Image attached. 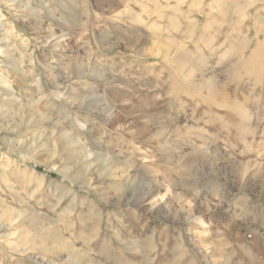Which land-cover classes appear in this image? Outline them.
<instances>
[{
    "label": "rangeland",
    "instance_id": "374dc122",
    "mask_svg": "<svg viewBox=\"0 0 264 264\" xmlns=\"http://www.w3.org/2000/svg\"><path fill=\"white\" fill-rule=\"evenodd\" d=\"M234 1L242 4L239 15L220 0H72L73 19L59 8L57 35L68 30L71 39H60L57 51H44L60 63L59 88L45 83L47 98L39 103L16 89L29 109L49 118L40 131L44 150L28 146L34 125L29 113L20 125L15 119L0 124V149L21 163L6 167L10 186L0 181V211L6 205L19 224L34 218L41 233L60 234L76 251L70 264H264V28L257 25L254 60L249 0ZM256 5L264 16V0ZM132 39L146 41L150 54L142 55L138 43L128 44ZM164 45L171 51L169 67L155 56ZM177 46L182 51L176 52ZM187 52L192 60L179 66L175 59ZM94 70L128 82L139 94L132 102L149 97L165 117L157 113L149 121L129 102L112 101L101 81L91 78ZM188 72L198 88L183 79ZM68 75L75 79L67 83ZM205 80L212 88H203ZM73 126L92 134L94 144L83 139L90 159L102 152L128 168L132 183L120 198L111 189L114 180L98 179L95 164L78 182L57 172L64 157L51 155L50 137ZM167 126L168 139L141 140L149 130ZM81 164L70 168L79 170ZM25 165L44 180L21 173ZM157 193L166 194L168 214L143 208V201ZM12 227L0 232L11 233ZM68 252L22 255L0 242V264H67Z\"/></svg>",
    "mask_w": 264,
    "mask_h": 264
},
{
    "label": "bare ground",
    "instance_id": "6f19581e",
    "mask_svg": "<svg viewBox=\"0 0 264 264\" xmlns=\"http://www.w3.org/2000/svg\"><path fill=\"white\" fill-rule=\"evenodd\" d=\"M257 1L258 0H249L246 5L249 9L248 16L250 19V41L255 46L251 50L250 56L254 60L256 57L257 35L260 31L257 25L260 24L261 27L264 28V16L259 14V9L256 5ZM71 2L72 0H67L66 3H62L60 0H0V124L2 126V123L6 124L10 121V119H15L20 125L21 122L24 121L27 117V113H29L30 116H28V119L31 123H34V125H32L33 136L32 139L28 142V146L37 150H44L39 142L42 137L40 131L47 124V120L49 118L48 116L44 115V113H40L38 109L37 111H32V109H29L31 106L22 102L21 95L17 94L16 89L23 88V90L25 91V95L28 92L31 93L33 96H35L36 102L39 103L40 100L47 98V94L44 89L45 83H47V85H49L51 88H59L57 78L58 76L55 74V70L57 68L59 69L60 63L57 60H54L53 57L50 58L52 60L50 62V59H47L44 51L45 49L57 51L58 47H60L61 45L60 39H71V34L70 32H68V30L62 33V35L60 36H58L56 32V28L58 27V23L60 21L57 15V11L59 10V8H62L65 11L66 16L73 19ZM220 3L227 5L228 8H232L233 14H238V12L242 11L243 9L242 4L234 0H232L230 4H228L225 0H220ZM262 9L264 10V5ZM241 17L242 16H240V18ZM68 24L73 25L74 22L70 21L68 22ZM136 43H134V40L128 41V44H130L131 46H135ZM150 45H153V43H151ZM146 46H148V44L144 40L138 43V47L143 48L141 53L142 55L150 54L149 51L151 50ZM157 49L158 50H156L155 56L160 57L166 66L170 65L171 51L169 50V47L167 45H164L163 47ZM175 51H182V48L180 46H177ZM187 53H180L175 59V62L179 66H182L183 64L190 61L192 56L190 53ZM135 54L137 55L138 53ZM179 69H181V67H179ZM193 75V73L188 72L187 74H185V78L183 77V79L188 80L189 83L191 82L190 87L194 89L198 88V83L197 85L193 83L195 79H192ZM83 76L84 75H79L78 79L83 78ZM91 78H93L95 81H101L108 98H110L112 101L122 103L129 102L135 112H143L144 117L146 119L148 118L149 121H153V118L157 113H159L161 117H165V111L163 109L155 110L154 103L152 102L153 100L149 97L139 99L135 103L132 102L136 97L137 91L128 82L103 77L95 70L91 72ZM73 79H75L73 78V76L68 75L67 80H65L68 83L73 81ZM66 82L64 81L63 83ZM211 85L212 84L207 80L202 86L203 88L210 89L212 88ZM209 91L210 90H208V92ZM212 91H210L211 94ZM73 97L74 94L72 91L67 92V103L69 102L71 104L70 100H73ZM81 103H84V101L82 100ZM12 125L13 124H11V126ZM168 127L169 126L164 127L163 131H157L154 133L147 129L149 131L145 133V135L141 136V140L150 141L154 139V137L165 139L167 138L169 133ZM60 128L61 129L53 131V134L50 137L55 147L51 155L62 158L64 157L63 169H57V172L64 178L69 179L71 182H78L80 180H85L84 170H86L87 172L92 164H95V167H98V179L101 180L103 178H106L107 180H114V183L111 185V189L115 193H117V195H119L118 198H120L122 196L120 194L121 190L124 187H127L128 184L132 183L131 179L127 175L128 168H122L120 166L122 164H120L115 159H110L106 154L102 152L93 153V158L90 159L91 154L87 152L86 147L83 143V139L93 142L92 134L90 135V133L88 132H81L76 129L75 126L71 127V129L69 130H66L64 127ZM115 129L120 130L121 125L116 126ZM132 139H135V137H132ZM7 145L12 146V143L7 140ZM18 146L19 153L22 154L23 158H26L28 154L25 153L26 151H24L20 145ZM79 163H82L81 168L79 170H77L76 168V170L72 171L73 168H70L71 164L78 165ZM7 165H13L15 168H19L21 163L12 155L7 154L0 149V181L4 184L5 187L9 188V181L6 176ZM21 170V173L27 174L30 180L31 178H35L38 181L44 180L43 175H38L35 170L28 169L26 165L21 168ZM85 185L86 186L84 187L90 188L89 185ZM92 190L98 193L97 189L94 188ZM211 190L217 196L220 194L216 187H212ZM104 191H106V188L101 189V197H103L102 192ZM143 202V208H146V211L148 212L152 213L154 211L156 212L159 210H163L168 214L170 211L166 207V194H151ZM1 203L3 202L1 201ZM11 212V208L6 205L4 209L0 211V231L10 228L19 222L17 218L13 217ZM187 214L188 216H192L193 211L188 210ZM35 222L36 221L34 218H29L27 222H23L21 224L18 223L20 226L18 230H15V228L12 227L13 229L11 230H13V232L11 233L0 232V242L3 244H7L10 250L22 255L25 253L27 254L28 251L33 250L51 251L56 255H60L64 250L70 251V253L68 252L69 257L65 259V262L67 264H70L71 257H73V255L76 253L75 249H72L73 247L69 245V243H67L64 238H62L57 232L41 233L42 226L36 225ZM199 225L200 227L204 228V223L201 220H199ZM12 236H16L17 240L10 241L9 239ZM204 257V261L207 262L206 256ZM210 261L212 262V260ZM85 264L95 263L88 261L85 262Z\"/></svg>",
    "mask_w": 264,
    "mask_h": 264
}]
</instances>
